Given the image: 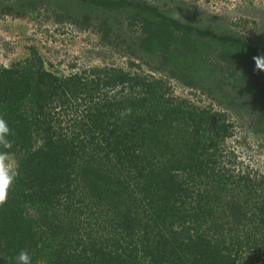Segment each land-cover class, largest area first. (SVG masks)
<instances>
[{"label":"trees","instance_id":"16d2710c","mask_svg":"<svg viewBox=\"0 0 264 264\" xmlns=\"http://www.w3.org/2000/svg\"><path fill=\"white\" fill-rule=\"evenodd\" d=\"M78 1L158 20L223 46L228 58L236 51L253 64L264 55L245 35L186 24L148 1ZM178 77L200 85L201 76ZM168 91L163 79L123 68L60 77L39 57L0 65V115L20 165L0 206V264H15L6 258L21 249L32 264H264V173L228 145L236 123L227 112ZM252 125L264 132L263 107ZM35 137L42 147L33 148ZM95 228L108 232L105 242Z\"/></svg>","mask_w":264,"mask_h":264},{"label":"rangeland","instance_id":"374dc122","mask_svg":"<svg viewBox=\"0 0 264 264\" xmlns=\"http://www.w3.org/2000/svg\"><path fill=\"white\" fill-rule=\"evenodd\" d=\"M143 1L186 24L245 35L264 48V0ZM169 29L155 19L145 21L125 12H106L78 0H0V65L24 64L39 57L46 69L60 77L114 67L161 78L170 95L227 112L236 123L228 145L264 173V132L255 131L252 125L257 112L264 108L258 95L264 96V71L246 58L241 61L236 51L228 58L221 45L203 43ZM160 38L164 40L159 42ZM199 64L212 71L204 76V72H197ZM181 71L188 80L197 81L201 76L200 85H186L178 77ZM73 113L71 110L70 117L63 118L62 126ZM35 138L33 148L42 147L43 139ZM14 158L18 160L16 155ZM28 212L39 219L43 230L48 229L40 209L29 207ZM81 225L87 226L80 231L87 238L88 221L84 219ZM95 229L96 238L105 242L108 232ZM33 264L47 262L38 259Z\"/></svg>","mask_w":264,"mask_h":264},{"label":"clouds","instance_id":"9594fccd","mask_svg":"<svg viewBox=\"0 0 264 264\" xmlns=\"http://www.w3.org/2000/svg\"><path fill=\"white\" fill-rule=\"evenodd\" d=\"M253 60L256 69L264 71V55L254 56ZM125 113H130V110L126 109ZM13 136V129L8 121L0 115V206L7 202L9 193L20 176L19 161L14 158L12 153ZM6 259H14L15 264H32V257L26 249H21L14 258Z\"/></svg>","mask_w":264,"mask_h":264}]
</instances>
